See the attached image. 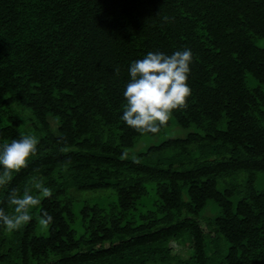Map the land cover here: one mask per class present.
Wrapping results in <instances>:
<instances>
[{
	"label": "trees",
	"instance_id": "1",
	"mask_svg": "<svg viewBox=\"0 0 264 264\" xmlns=\"http://www.w3.org/2000/svg\"><path fill=\"white\" fill-rule=\"evenodd\" d=\"M263 39L264 0H0V145L39 139L0 208L32 177L52 189L0 226V264H264ZM185 49L187 108L126 126L130 64ZM98 189L115 200L75 213Z\"/></svg>",
	"mask_w": 264,
	"mask_h": 264
},
{
	"label": "clouds",
	"instance_id": "2",
	"mask_svg": "<svg viewBox=\"0 0 264 264\" xmlns=\"http://www.w3.org/2000/svg\"><path fill=\"white\" fill-rule=\"evenodd\" d=\"M169 18L164 17L167 21ZM193 55L190 49L175 51L171 55L163 52H148L142 59L129 66L130 80L123 91L126 101L122 105L120 119L136 132L159 133L167 126L174 110L187 108L191 88L187 84ZM119 75V68L114 69ZM39 139L35 135L23 134L0 145V187L11 182L13 172L27 167L30 156L37 152ZM128 153H124L126 158ZM52 196V189L42 179L32 177L23 187L13 189L8 196L11 211L0 208V226L11 234L30 223L32 210L41 201ZM53 217L42 213L39 224L46 229Z\"/></svg>",
	"mask_w": 264,
	"mask_h": 264
},
{
	"label": "rangeland",
	"instance_id": "3",
	"mask_svg": "<svg viewBox=\"0 0 264 264\" xmlns=\"http://www.w3.org/2000/svg\"><path fill=\"white\" fill-rule=\"evenodd\" d=\"M261 44L264 43V39L260 41ZM264 89V87H263ZM177 135L182 136L183 130L181 128H177ZM156 142V140H154ZM150 143H153L150 141ZM72 194L75 197L74 201V211L75 213H78L80 203L83 201H87L90 203H97L98 205L101 206H107L108 203H111L112 201L115 200V193L111 189H98V190H84V191H73ZM78 218L75 219V224L73 226L79 230V225H78ZM40 231H45L44 228L40 226L39 228Z\"/></svg>",
	"mask_w": 264,
	"mask_h": 264
}]
</instances>
